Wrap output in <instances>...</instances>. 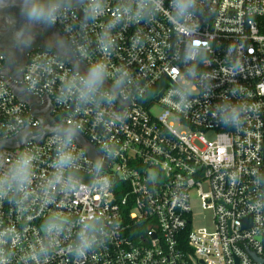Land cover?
<instances>
[{
    "label": "built area",
    "instance_id": "2783aa9c",
    "mask_svg": "<svg viewBox=\"0 0 264 264\" xmlns=\"http://www.w3.org/2000/svg\"><path fill=\"white\" fill-rule=\"evenodd\" d=\"M199 2L203 15L194 34L181 35L166 12L151 22L125 21L114 29L118 46L111 55L102 53L98 38L113 9L81 28L77 8L55 24L71 44L67 59L38 47L20 79L9 80L0 70V152L6 159L20 150L37 156L33 197L23 207L0 201V228L18 232L10 264H34L28 253L47 243L41 226L52 213L72 223L40 264H258L256 258L264 264V0ZM195 40L208 57L199 64L206 79L187 81L192 91L185 104L178 92L195 62L185 63L184 53ZM80 46L88 52L82 69L94 60L113 73L129 67L135 85L126 96L79 113L71 101L57 103ZM232 64L241 65L236 75ZM220 103L243 109L239 128H225L213 116ZM68 119L83 129L77 135L84 143L76 141L77 150H85L80 190L44 203L41 185L55 154L47 129ZM26 130L41 138L20 143ZM102 145L117 155L106 156ZM97 159L103 162L100 178L108 181L100 190ZM194 202L209 212V226H194ZM89 214L102 218L106 243L77 259L70 247L76 221Z\"/></svg>",
    "mask_w": 264,
    "mask_h": 264
},
{
    "label": "clouds",
    "instance_id": "9594fccd",
    "mask_svg": "<svg viewBox=\"0 0 264 264\" xmlns=\"http://www.w3.org/2000/svg\"><path fill=\"white\" fill-rule=\"evenodd\" d=\"M109 7L113 11L98 38V46L105 55H111L116 50L118 42L114 38V29L125 21L151 22L162 12H166L168 23L174 29L184 30L181 32V35H184L198 31L195 20L203 15L199 0H167V8L165 0H120L116 5H110L109 0H0V32L11 33L6 51L0 52V59L6 58L5 63L11 65L13 60L8 57L9 52L14 56L17 52L31 48L36 41L37 28L52 27L69 14L74 15L77 8L83 14L81 28H84L89 22L96 23ZM14 8L19 10V21L15 15L7 11ZM67 30L69 29L66 28ZM48 46L54 47L61 55L72 53L71 44L59 35ZM76 53L79 59L73 62L70 77L62 84L56 97L58 104L71 101L75 106L74 111L79 113L89 106L112 104L126 96L128 90L134 87V75L129 67L118 66L113 73L109 64L103 60H94L85 64L82 69L81 62L88 57L87 49L80 46ZM207 58L204 46L199 40H195L186 49L184 62L195 63L187 70L183 86L178 92L182 103L188 102V96L192 91L187 81L195 80L198 75L202 80L206 79L199 73V64ZM240 69V64H232L230 73L236 75ZM242 115L243 109L234 103H220L213 112V116L225 128H239L242 124ZM47 131L53 133L51 139L55 145V154L51 161V175L41 185V193L44 203H51L57 193H75L80 190L79 168L85 150H77L76 147L77 134L83 131L79 122L68 119L64 124L50 126ZM29 138L38 140L41 134L26 130L20 135L19 142L27 143ZM100 150L110 158L117 155L108 145H102ZM36 161L37 156L32 151L20 150L14 159H6L4 153L0 152V201L7 200L23 207L33 197ZM102 171V160H95L97 190L108 184L106 179L100 178ZM71 223L67 217L58 213L46 217L41 228L47 243L41 242L38 248L31 249L28 259L34 264H40V259L50 253L52 246L66 233ZM105 236V225L101 217L94 214L80 217L76 221L75 235L70 245L72 255L79 259L94 254L98 247L106 243L102 240ZM17 240L18 232L14 227L0 228V264H10L12 247Z\"/></svg>",
    "mask_w": 264,
    "mask_h": 264
},
{
    "label": "flooded vegetation",
    "instance_id": "af4514ba",
    "mask_svg": "<svg viewBox=\"0 0 264 264\" xmlns=\"http://www.w3.org/2000/svg\"><path fill=\"white\" fill-rule=\"evenodd\" d=\"M7 11L9 13L15 15L17 17L18 21L20 20L18 9L14 8V9H9ZM17 26H19V25H17ZM36 31L38 33L37 37H36V41L32 45L31 48L26 49L23 52H17V53H15L14 56L11 52L8 53V57L12 58L13 63L11 65L7 64V68L9 67V70L7 68H6V70L3 69L4 74L11 72L12 75L15 76V78L20 79L21 74H22V70H23L24 65L27 61V58H28L30 52L32 51V49H34V47H46V46H48L50 44V42H52L57 35H59L65 39L64 35L61 33V31L55 25L52 27L46 28V29L37 28ZM10 39H11V33L10 32H6V31L0 32V45L4 46V47H0V52L6 51V46H7L8 42L10 41ZM51 49H54L55 52L57 53V51L54 47ZM58 55L60 57H63V58L69 57V55H61V54H58ZM5 59H4V64H6Z\"/></svg>",
    "mask_w": 264,
    "mask_h": 264
},
{
    "label": "rangeland",
    "instance_id": "374dc122",
    "mask_svg": "<svg viewBox=\"0 0 264 264\" xmlns=\"http://www.w3.org/2000/svg\"><path fill=\"white\" fill-rule=\"evenodd\" d=\"M194 218L193 223L195 227L209 226L211 216L208 211L202 210L199 202H194Z\"/></svg>",
    "mask_w": 264,
    "mask_h": 264
},
{
    "label": "water",
    "instance_id": "95a60500",
    "mask_svg": "<svg viewBox=\"0 0 264 264\" xmlns=\"http://www.w3.org/2000/svg\"><path fill=\"white\" fill-rule=\"evenodd\" d=\"M46 47L49 48V46H46ZM34 48H38V47H34ZM49 49H51V48H49ZM52 50L55 51L54 49H52ZM66 59H67V58H66ZM6 68H7V64H4L3 67H2V71H3V73H4V70H6ZM3 69H4V70H3ZM4 75H5V77L8 78L9 80H13V79L15 78V76L12 75L11 72H9V73H7V74H4ZM14 90H15L16 93H18L17 89H14ZM78 138L83 142V140H82V138H81L80 135H78ZM83 143H84V142H83ZM256 259H257V261H258V264H262L261 259H258V258H256Z\"/></svg>",
    "mask_w": 264,
    "mask_h": 264
},
{
    "label": "crops",
    "instance_id": "0c3cea01",
    "mask_svg": "<svg viewBox=\"0 0 264 264\" xmlns=\"http://www.w3.org/2000/svg\"><path fill=\"white\" fill-rule=\"evenodd\" d=\"M69 56H70V54H69ZM7 69L9 70V67Z\"/></svg>",
    "mask_w": 264,
    "mask_h": 264
}]
</instances>
